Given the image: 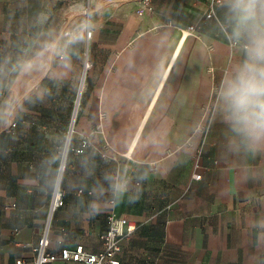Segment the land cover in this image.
<instances>
[{
    "label": "crops",
    "instance_id": "1",
    "mask_svg": "<svg viewBox=\"0 0 264 264\" xmlns=\"http://www.w3.org/2000/svg\"><path fill=\"white\" fill-rule=\"evenodd\" d=\"M141 1L119 0L107 13L104 27L91 46L93 63L83 102H76L65 86L60 95L31 107L26 116L30 127H17L16 140L7 131L0 134V142L7 141L10 149L6 156L0 155V264H18L19 259L33 264L35 246L44 235L53 253L79 246L90 252L103 249L110 209L86 224L70 223L62 213L76 195L67 192L63 207L53 209L49 223L55 231H49L31 212L38 207L39 195L22 196L20 182L46 152L44 130L59 131L74 125L81 103V115L87 117L88 124L102 117L106 106L117 107V130L139 118L140 105L132 102L141 99V71L152 62L151 37L161 21L182 27L174 33L173 54L178 53L179 58L173 61L167 77V96L157 124L171 130L169 140L175 148L186 136L192 138L191 126L207 123L211 92L229 59L223 37L213 32L219 9L215 8L212 17L201 18V0H151L152 10L141 14ZM191 24H197V29L187 34L183 28ZM160 99L157 92L143 113L142 130L157 115L153 109ZM224 127L219 121L211 124L179 163L170 165L169 158L175 155L172 149L168 156L154 160L158 170L143 182L140 197L134 201L125 198L115 207L132 226L120 238L116 254L119 264H264V253L257 252L243 224L246 214L260 210L247 205L246 191H260L264 185L250 182L237 186L234 193L228 190L232 174L220 159ZM106 167L100 161L97 175ZM196 173L201 177L195 178ZM60 230L70 235L61 236ZM61 239L63 242L58 243ZM47 264L85 263L57 259Z\"/></svg>",
    "mask_w": 264,
    "mask_h": 264
},
{
    "label": "clouds",
    "instance_id": "2",
    "mask_svg": "<svg viewBox=\"0 0 264 264\" xmlns=\"http://www.w3.org/2000/svg\"><path fill=\"white\" fill-rule=\"evenodd\" d=\"M118 3L0 0V134L7 131L16 140L17 127H30L26 116L31 107L60 95L65 86L76 102H83L92 70V43L103 29L107 13ZM211 5L219 9L213 32L223 37L229 59L211 92L207 123L191 126L192 138L186 136L175 148L169 140L171 130L157 124L167 96V77L179 58L178 53L173 54L174 33L182 27L161 21L151 37L152 62L141 71V99L132 102L140 105L138 119L117 130V107L106 106L103 116L88 124L87 117L81 115V103L74 125L44 130L46 152L20 182L22 196L39 195L38 207L31 210L37 222L55 231L49 223L54 215L52 197L63 207L62 197L67 192L75 193L76 200L62 216L73 224H86L125 198L138 199L143 182L158 170L154 160L168 156L172 149L175 155L169 158L170 165L179 163L196 139L217 121L225 126L220 159L232 174L228 190L234 193L237 186L250 182L264 185V0H211ZM157 92L161 96L153 109L157 115L142 130L143 113ZM9 151L7 141L0 142V155ZM100 161L108 167L98 176ZM244 199L248 206L260 209L246 214L243 224L257 252L264 253V187L246 191ZM60 234L70 235L65 230Z\"/></svg>",
    "mask_w": 264,
    "mask_h": 264
},
{
    "label": "built area",
    "instance_id": "3",
    "mask_svg": "<svg viewBox=\"0 0 264 264\" xmlns=\"http://www.w3.org/2000/svg\"><path fill=\"white\" fill-rule=\"evenodd\" d=\"M200 5L203 7L201 18H210L214 15L215 6L211 5V0H201ZM152 10L151 0H142L138 9L139 13ZM195 27L197 24H191L186 28H183L187 34L193 33V30H187V28ZM198 166V164H196ZM195 178H200L201 174H194ZM64 202L62 197V203ZM58 200L54 196L52 199L53 209L58 207ZM132 226L129 223V219L123 215H119L116 212L115 207L109 210L108 215V229L103 235L104 247L97 252L86 251L79 246L76 250L69 248H63L60 253H53L48 250L49 239L46 235L42 236L39 243L35 246L36 257L32 261L33 264H47L57 259H73L82 261L85 264H119L120 261L117 258V252L120 250V238L130 231ZM18 264H29L24 259L17 260Z\"/></svg>",
    "mask_w": 264,
    "mask_h": 264
}]
</instances>
